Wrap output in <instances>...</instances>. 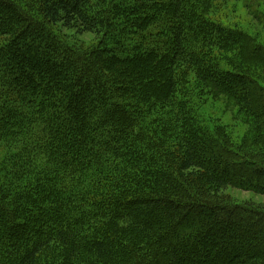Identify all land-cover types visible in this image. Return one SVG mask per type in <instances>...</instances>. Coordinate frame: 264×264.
<instances>
[{
	"label": "trees",
	"instance_id": "trees-1",
	"mask_svg": "<svg viewBox=\"0 0 264 264\" xmlns=\"http://www.w3.org/2000/svg\"><path fill=\"white\" fill-rule=\"evenodd\" d=\"M217 1L0 0V264H264V202L224 193L264 197V44Z\"/></svg>",
	"mask_w": 264,
	"mask_h": 264
},
{
	"label": "rangeland",
	"instance_id": "rangeland-1",
	"mask_svg": "<svg viewBox=\"0 0 264 264\" xmlns=\"http://www.w3.org/2000/svg\"><path fill=\"white\" fill-rule=\"evenodd\" d=\"M17 1L20 3H31L37 0ZM248 1L250 0H229L227 2L217 1L207 9L208 16H210L213 20H220L231 26L243 28L252 36H255L259 42L264 44V30L257 25L254 20L255 16L252 13V9L255 8L262 11L264 1ZM249 9H251V12ZM156 33L157 30L155 27H152L147 31V34L149 35H156ZM65 35L69 38L70 43H73V45L81 50H91L99 47L100 44V38L94 34L74 36L70 32H65ZM107 47L110 48L111 45L109 44ZM114 52L117 53V50L115 49ZM193 101L197 102L198 105L194 104ZM192 104L196 112L197 120L201 121L202 125L207 126L209 129L213 130L215 126L220 125L225 129L229 138L236 143L241 142L246 136H251L249 133L251 132V128L241 121V118L235 111L227 109L222 100H212L207 97L206 100L199 102L197 100V92L195 91V96L192 98ZM2 154L3 150H0V158ZM224 193L239 203L244 201L264 202L263 196H255L248 192L238 191L235 189L228 188L224 191Z\"/></svg>",
	"mask_w": 264,
	"mask_h": 264
}]
</instances>
